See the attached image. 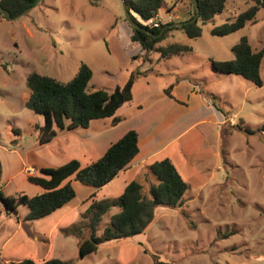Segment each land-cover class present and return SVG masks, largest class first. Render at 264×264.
<instances>
[{"label":"rangeland","instance_id":"obj_1","mask_svg":"<svg viewBox=\"0 0 264 264\" xmlns=\"http://www.w3.org/2000/svg\"><path fill=\"white\" fill-rule=\"evenodd\" d=\"M179 1L170 0V6H178ZM93 2L40 0L19 18L0 19V187L3 193L35 195L40 187L30 183L28 175H38V165L57 167L60 161L72 155V150L63 152L65 140L45 145L38 143L34 123H42L43 117L26 106L30 95L27 76L36 71L67 82L82 63L88 64L93 71L90 89L112 91L121 85L130 64L134 69L171 70L180 77L197 81L202 93L233 118L223 126L231 133L222 140L220 162L224 169L222 172L215 168L212 181L221 179L223 174L228 178L219 185L212 182V186H205L200 193L194 187L189 188L181 208L158 207L155 222L144 234L105 242L85 257L79 255L78 236L70 229L65 231L73 222L67 220L68 225L52 230V217L43 218L35 222L37 231L31 223L23 221L28 207L19 205L22 231L38 246L34 260L60 257L71 259L74 264H155L150 254L153 252L169 264H264V137L258 132L264 124V84L258 86L244 76L215 71L210 60L234 58L232 47L243 35L254 49L261 48L264 45V8H260L256 18L239 31L225 36L213 35L214 25L234 19L254 4V0H228L225 11L216 15L212 22L202 24L200 37L191 38L183 30L174 28L161 42L162 45L172 41L188 43L193 52L167 58L152 52L151 61L141 59L140 66L136 67L137 58L134 59L131 52L140 55L144 51L139 43L128 41L126 28L130 25L122 0ZM190 2L186 0L191 9ZM260 73L264 81V58ZM237 124L252 132L238 128ZM213 142L215 137L210 135L208 143ZM26 162L36 165L27 167ZM78 191V199H81L83 193ZM118 210L112 208L104 216L99 235L110 216ZM181 211L191 216L195 228L189 227ZM83 212L74 223L80 220ZM9 217L17 221V216ZM3 224L0 223V229ZM9 231L6 225L2 233ZM6 259L1 258L12 261Z\"/></svg>","mask_w":264,"mask_h":264},{"label":"trees","instance_id":"obj_2","mask_svg":"<svg viewBox=\"0 0 264 264\" xmlns=\"http://www.w3.org/2000/svg\"><path fill=\"white\" fill-rule=\"evenodd\" d=\"M36 1L0 0V6L15 16L34 6ZM126 3L132 12V18L154 34L129 24L132 41L139 43L144 51L143 54L135 55L133 58L140 57L143 61H151L152 52H159L161 58L193 52V47L188 43L172 41L162 45L161 42L174 28L183 30L191 38L200 37L203 33L202 24L212 22L216 15L225 11L228 0H198L200 8L198 19L175 27L167 26L173 22L149 24V21L165 4V0H126ZM190 6L192 12L189 20L196 14V8L191 2ZM260 8H264V0H254V4L236 15L234 19L214 25L211 33L225 36L244 28L247 23L256 18ZM1 18L6 17L0 10ZM164 27L162 34L155 36ZM232 50L234 52L232 59H210L214 70L241 75L254 84L262 86L264 81L260 70L264 58V45L259 49H254L248 37L243 35ZM149 71L152 69H134L130 72L126 82L123 85H117L112 91L104 88H89L93 71L86 63H82L78 72L67 82L36 71L31 72L26 79L30 89L26 106L43 117L42 123L39 121L34 123L38 143L41 145L50 143L58 132L64 129L87 127L93 119L113 117L112 123L117 124L122 119L120 116H115L117 109L132 99L134 82L138 77L147 75ZM165 92L171 96V86L165 89ZM213 103L220 109L215 101ZM224 114L229 117L228 114ZM237 127L244 128L238 124ZM244 130L252 132L248 128ZM225 131L224 129V133ZM258 132L264 137V124ZM138 151V133L131 129L114 142L103 156L88 165L83 166L78 159L73 158L57 167L42 166L39 168L40 174H30L27 178L31 183L41 186L44 191L33 196L23 192L8 196L0 190V215L6 212L8 215L18 216V206L25 205L28 207V213L23 218L24 222L44 218L76 196L71 181H66L68 178L73 176L75 180L86 185L95 188L103 187L130 163ZM189 188L190 184L182 177L169 158L154 161L147 166L142 177L132 180L118 197L93 200L81 214L80 220L65 231L70 229L71 233L78 236L79 255L85 257L96 252L105 242L144 234L155 222L158 207L181 208L185 203L184 194ZM115 207L119 210L110 216L109 222L99 235V226L104 216ZM180 213L190 228L196 227V223L188 213L184 211ZM19 219L17 217V220ZM144 251L149 253L146 247ZM150 254L155 264H169L160 260L157 254L153 252ZM2 261L0 258V264H74L71 259L60 257H52L42 262H36L32 258Z\"/></svg>","mask_w":264,"mask_h":264},{"label":"crops","instance_id":"obj_3","mask_svg":"<svg viewBox=\"0 0 264 264\" xmlns=\"http://www.w3.org/2000/svg\"><path fill=\"white\" fill-rule=\"evenodd\" d=\"M169 1L165 0V5L153 17L154 20L159 23L189 20L191 9L187 6L186 0H180L179 5L175 7L170 6ZM126 30L128 41H132L131 28L128 27ZM126 44L129 45L128 42ZM131 54L135 56L139 53L133 51ZM140 61L139 57L135 59L134 66H140ZM131 66L132 64L121 85L126 82L131 70L134 69ZM178 76L175 72L168 70L166 72L149 71L147 75L138 77L132 88V99L120 106L115 113V116L122 118L117 124L112 123L113 117H106L91 120L87 127L64 129L58 132L50 143L65 140L63 152L72 150V155L56 166L73 158L78 159L83 166L88 165L103 156L114 142L131 129L138 133L139 151L130 163L103 187L95 188L86 185L75 180L73 176L68 178L66 181H71L76 196L63 207L44 217H52V230H58L68 225V222L74 224L78 215L85 211L93 200L118 197L132 180L142 177L147 166L164 158H169L173 162L182 177L190 184V189L194 187L200 193L205 186H212L215 168L222 172L224 169L220 162L223 136L231 134L229 128H226L224 134L223 126L230 118H233L226 117L223 111L202 93L197 81L186 76ZM169 86H171V96L165 92ZM210 135L215 137V142L208 143ZM54 152L57 155L61 154L59 151ZM34 165L36 164L31 165L26 162L27 167ZM227 178L228 175L223 174L221 179L213 183L222 184ZM0 180H2V173ZM81 183L87 187L82 186ZM39 187L35 191L36 194L44 191L41 186ZM78 190L83 193L81 199H78L80 195ZM27 213L28 211L23 218ZM10 219L6 212L0 215V223H5L0 229L1 258L34 259L33 256L38 251L36 241L22 231L20 219L15 221L17 224ZM67 220L69 221L66 222ZM35 222L37 220L29 223L37 230ZM6 225L10 227V231L3 234L2 230ZM47 259L49 258L37 262Z\"/></svg>","mask_w":264,"mask_h":264},{"label":"water","instance_id":"obj_4","mask_svg":"<svg viewBox=\"0 0 264 264\" xmlns=\"http://www.w3.org/2000/svg\"><path fill=\"white\" fill-rule=\"evenodd\" d=\"M40 0H37L35 4L39 3ZM93 1H98V0H93ZM122 3H123V6H124V9H125V16H126V19L128 21V23L136 28H139V29H143L144 31L150 33V34H153L151 30L147 29V28H144L142 26H140L133 18H132V12L128 9L127 7V3H126V0H122ZM191 3L193 4V6H195L196 8V14L193 16V18H191L190 20H187V21H180V22H173L171 24H168L167 26L169 27H175V26H180L182 25L183 23H187V22H194L198 19V16L200 14V8H199V4H198V0H191ZM33 6L29 7L27 10L21 12L20 14H17L15 16H12L10 14V12L6 9H3L1 6H0V10L3 12V15L8 18V19H16V18H19L20 16L26 14ZM165 27L162 29V31L159 33V34H155V36H158L160 34H162V32L164 31ZM154 35V34H153ZM1 173H2V167L0 165V177H1Z\"/></svg>","mask_w":264,"mask_h":264},{"label":"built area","instance_id":"obj_5","mask_svg":"<svg viewBox=\"0 0 264 264\" xmlns=\"http://www.w3.org/2000/svg\"><path fill=\"white\" fill-rule=\"evenodd\" d=\"M159 23V21H156V20H154V19H151L150 21H149V24H152V25H157Z\"/></svg>","mask_w":264,"mask_h":264}]
</instances>
